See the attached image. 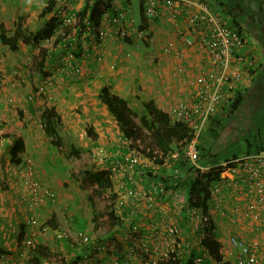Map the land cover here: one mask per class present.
<instances>
[{
  "label": "crops",
  "instance_id": "1",
  "mask_svg": "<svg viewBox=\"0 0 264 264\" xmlns=\"http://www.w3.org/2000/svg\"><path fill=\"white\" fill-rule=\"evenodd\" d=\"M46 1L0 0V21L5 18L8 19L13 8L17 11V16L26 15L28 17L30 27L34 25L37 28L39 25L38 14ZM209 2H217L213 4L215 10L219 11L222 8L219 7L220 0H209ZM36 7L40 9L38 14L33 12ZM130 12L139 27V7L138 16L131 9ZM144 21L142 22L143 25ZM145 29L148 35L145 40L133 35L127 41L124 39L120 42H112L109 37L103 39L99 46L84 57L85 61L81 63V77L79 79H71L74 82H63L51 88L50 91L53 94V104L51 106H54L60 115V124L66 125L65 130L76 136L75 131L79 123L77 119L79 118L83 122V131L86 137V143H84L86 146L83 145L84 147L96 150L100 145V151H102L101 148L103 147L101 145L103 144V149L110 151L111 156H117L118 154L115 155V152L119 148L122 152L127 150L121 147L117 139L121 131L118 130L116 121L97 97L101 85L106 84L110 90L118 95L126 96L128 101L137 108L141 106L142 101L152 99L156 106L162 110H168L170 105L193 90L195 76L204 68V53L195 45L188 44L187 40L191 39L192 35L187 31L186 20L179 16L172 18L170 11L162 6L159 8L158 16L154 20L146 22ZM166 40H174L177 49L182 52L181 57L175 58L162 52V46ZM11 52L13 51L10 50ZM127 53L129 55H126ZM5 54L13 57L8 52H5ZM96 55L101 56L99 61L95 59ZM14 62L15 60L8 61L7 68L11 67L9 65L14 64ZM248 76L245 75V77ZM252 78H248L246 86L252 85L254 79ZM30 88L25 86V95ZM4 90H6L5 96L11 97L14 94L15 98L18 97V88L14 82L6 85ZM19 95L22 96L21 92ZM77 99L80 100L79 103L73 105L72 102L77 101ZM135 100H138V102H135ZM4 103L1 98L0 107H6ZM25 107L26 105L16 110L15 118L17 125L19 124L18 127L14 126V122H0V125H2L0 129L5 126H13L12 134L8 138L0 137V264H30L29 260L35 261L33 264H116V262L122 261L120 252L125 247L126 240H116V244L120 247L119 253H115L116 257H111L112 252L107 256L99 253L95 245L82 243L76 237V233L81 230L88 233L94 243L101 242L104 241V225H107L113 231L115 237L116 234L121 232L120 236L124 238V229L128 227V224L121 219H128V217L119 218L120 214L115 209L116 212L114 213L118 218L117 221L120 220V223H122L120 226L118 224L112 226L99 217H96L98 227L94 226V215L102 212L105 206L104 204L99 206L100 201L95 198V195L99 196L100 193L93 188L95 192V195H93L90 190H85L88 186L80 188L70 175L71 167H54V164L58 162L55 157L56 153L51 148L49 154L45 155L46 148L39 146L41 140H39L38 131H34L33 126L30 125V127L27 124ZM18 111L22 115H19ZM73 114H78V116ZM86 126L91 127V136L87 135ZM14 133H19L24 142V152L20 154L18 163L10 159L8 152L14 140ZM118 137L121 139L120 136ZM30 138L36 144L34 150L38 152L37 157L34 150L32 153L27 148L26 140L29 141ZM49 148L47 147V149ZM27 158H31V160L33 158L32 162L35 165L34 168L37 167L38 176L54 191L57 205L51 204L53 200L50 199H45L35 207L26 205L23 190L18 182L20 179L18 169L26 164ZM104 161H106L104 162L105 167L111 169L113 164L108 160L104 159ZM66 169L69 170L67 174ZM19 172L21 173L22 170H19ZM139 178H142L141 184L143 186L155 182V179L152 180L141 172ZM172 188L175 190L168 197V206L165 212H158L156 205L147 207L141 203L137 205V215H139L141 221L140 232L148 234L146 242L149 243L150 248L159 247L162 243L161 239L164 238L161 231L162 222L173 221L178 225L179 230L176 238L177 242H181L182 245L188 242L190 247L203 248L197 240L196 222L189 218L186 210H184L185 207L179 209L181 202L187 206L189 205L185 195L186 189L181 187ZM109 197L112 198L111 194ZM115 201L114 197V201L110 202L113 207ZM235 201H244V199L226 195L225 207H229ZM116 203H118V200ZM129 205L130 203H127L128 207ZM128 207L124 210L127 211ZM205 207L202 208L207 209V203ZM57 208L60 209L57 210ZM209 214V224L214 229L213 235L220 242V253L228 264H234V250L227 245V238L230 234H235L246 243L253 245L259 256L258 264H264V225L260 221L254 222L239 218L236 223H232L229 213L222 215L210 210ZM29 217H35L36 223L33 225L25 224V220ZM261 221H264V213ZM43 222L53 228L47 225L49 228L43 231L40 225ZM89 222L91 225L93 224L94 231H92ZM152 224L158 226L160 231L158 230L155 233L152 230ZM55 228L68 230L71 238H67V240L57 239L54 236ZM30 238L34 240L33 246L27 247L22 244V241ZM135 243H138V238H135ZM114 246L117 248L116 245ZM78 257L79 260H77ZM139 258L140 256L134 259L131 264H139Z\"/></svg>",
  "mask_w": 264,
  "mask_h": 264
},
{
  "label": "built area",
  "instance_id": "2",
  "mask_svg": "<svg viewBox=\"0 0 264 264\" xmlns=\"http://www.w3.org/2000/svg\"><path fill=\"white\" fill-rule=\"evenodd\" d=\"M94 1L97 0H52L50 13L46 15V20L49 18L54 20V29L56 34L60 33L62 40V43L54 49L55 56L50 59H59L58 71L70 79L81 77V59H84L95 47L99 46L103 39L109 37L112 42H120L132 35L142 38L147 34L145 28L139 29L136 25L130 8L127 3L124 4L126 0H108V8L101 15L100 23L95 26V31H92L93 27L88 17L82 26L79 11L85 6L90 9ZM87 2L88 5H86ZM142 5V14L148 22L158 16L159 8L162 6L170 11L172 18L179 16L186 20L187 31L192 35V38L187 42L203 51L204 68L195 76L193 90L170 105L167 110L171 119H179L188 127L189 136L184 138L181 149L165 154L158 149H153L151 155L148 156L138 148H126L127 150L115 160L114 166L122 167L125 180L119 181L118 188L111 191L113 194H117L115 200H118V203L115 201L113 208L114 212L117 211L120 214L119 218L128 217V219H121L128 224V227L124 229L126 239H123L127 243L120 252L123 262L118 261L116 264H131L139 256V264H156L157 260L170 255L177 256L184 249L189 248L188 242L182 245L181 242L176 241L179 230L178 225L173 221L162 222L161 231L164 238L161 239L162 243L159 247L150 248L149 243L146 242L148 234L140 232L141 221L137 215V205L139 203L145 207L156 205L158 212H165L168 206V197L174 193L175 189L165 187L160 182L162 174L160 168L166 164L169 158L176 159L180 156L186 158L194 167L192 176L205 171L219 172L216 179L210 180L207 184L210 195L207 209L199 206H187L182 202L179 204V209L185 207L184 210L189 218L196 222L199 242L206 235L210 210L222 215L229 213L232 223L243 218L248 221H260L264 225V221H261L264 213V150L230 156L214 164L202 165L198 162L197 139L201 131L217 108L229 96L233 95L232 90L237 89L247 69L253 66L254 60L249 58V53L241 50L244 44L241 36L234 28L226 24L218 10L204 1L143 0ZM54 37L55 35H53ZM51 38L50 36L48 39L51 40ZM47 41L49 40L46 39ZM66 42H69V46L66 45ZM76 45L81 47L79 56L75 54V51H72ZM162 52L175 58L182 55L174 40H166L162 46ZM95 59L99 61L101 56L96 55ZM244 68H246L245 72ZM120 141H123V137ZM129 142L126 140V145ZM157 159H161L162 162L158 164ZM138 172L146 176L152 173L158 177L154 178L155 182L143 186L134 181V176ZM177 176L178 173L174 170L172 178ZM22 183L28 191L30 204H37L43 199L55 200L52 191L37 179L33 169L30 168L24 172ZM129 183L132 184V187L130 186L131 189L128 190V197L131 196L128 207L122 200L124 198L122 196ZM226 195L241 197L244 201H235L229 207H225ZM127 207L128 210L125 211L124 209ZM131 218L134 219L131 220ZM27 223L33 225L36 220L29 218ZM40 225L43 231L49 228L45 223ZM152 228L155 233L160 231V228L158 229L155 224H152ZM54 236L59 240H67L71 237L68 230L64 228H55ZM76 237L84 244H93L90 236L81 230L76 233ZM135 238H138V243L134 242ZM24 243L27 247L33 246L31 239L24 240ZM93 245L96 246L99 253L107 256L110 252H112L111 257H116L115 253H119V249L114 245L115 249L110 248L105 240ZM227 245L234 250V264H258L259 256L254 246L246 243L242 238L230 234L227 238ZM206 262L208 264H225L226 261L224 259L214 260L205 248H200L193 258V264H206Z\"/></svg>",
  "mask_w": 264,
  "mask_h": 264
},
{
  "label": "trees",
  "instance_id": "3",
  "mask_svg": "<svg viewBox=\"0 0 264 264\" xmlns=\"http://www.w3.org/2000/svg\"><path fill=\"white\" fill-rule=\"evenodd\" d=\"M203 1L207 2L206 0ZM220 1L219 7L222 8L219 10V12L221 17H223V20L228 26L234 28L241 36L244 43L243 47L241 48L243 51L244 47L249 46L246 39V29H249V23L253 22L254 18H260V16L255 13L257 11L252 10L248 11L247 13L248 21L250 22L240 20L238 18L239 15L235 13V11H242L243 7L241 8L240 4L237 3V0ZM257 1L259 5L264 4V0ZM126 3L129 7L127 0L124 4ZM142 4L143 0H139V29L143 27L145 28L147 22L142 14ZM258 4H256L255 9L258 7ZM86 5H88V2ZM51 6L52 0H47L46 4H44V6L41 8L38 14L39 25L37 28L30 27V23L26 15H18L12 25V28L9 22L0 23V43L2 45L8 47L12 51L17 50L20 43L34 45L35 51L33 55V68L26 66V70L29 75L35 71V73L39 76H50L47 66L51 61L50 58L55 56L54 49L62 43V40L60 39V33L56 34V30L54 29V20L52 18L46 20V15L50 13ZM106 8H108V0L94 1L90 9L85 6L81 11H79L81 25L83 26L84 20L88 17V20L93 27L92 31H95V26L100 23V17ZM143 21L145 22L144 25L142 24ZM9 31L10 33H8ZM53 35H55L54 38ZM50 36L53 39H48ZM147 36L148 35L146 34L142 38L145 40ZM128 38L129 37L125 38V40L127 41ZM46 39L49 41L46 42ZM42 41H44V43H42ZM66 45L69 46V42H66ZM72 51H75V54L79 56L81 47L76 45L74 48H72ZM248 55L249 58L254 61L252 63L253 66H250L247 69L245 75H249L251 79L252 77H255L254 73L257 71V69L263 65V60L260 58V60L256 62L252 52H250ZM240 85L241 83L238 85L237 89L232 90L233 95L229 96V98L224 102L222 101L223 104H221L219 106V110L215 112H219L218 114L223 115L222 112L226 110L228 113H230V116L238 109L239 104L246 96V92L249 94L250 89L252 88L251 84L241 88ZM97 97L104 105L107 112L116 121L119 128L118 130L121 131L119 136L121 138L123 137V141L119 140V143L121 144L122 148H137L140 144L144 143L146 138H149V144H146L147 146L144 150V154L150 156L152 150L155 149V147L165 154L176 149H181L184 138L189 136L187 129L188 127L185 125V123L179 119H171L169 112L167 110L158 108L152 99L142 101L141 107L138 109L128 101L126 96L118 95L116 92L110 90L109 86L106 84L100 86ZM262 111L264 112V110ZM18 112L20 113V111ZM263 112L260 111L259 115H257L256 127L258 130L256 135L254 134L247 136V150L242 155L264 150V134L262 133L264 124H261V120L264 117ZM19 115L22 114L20 113ZM39 118L41 120V127L43 131L50 136V143L55 147L56 151L63 155H70L74 158V162L70 169V175L76 181L78 186L80 188L91 186L97 192H99L100 195H106L105 191L110 190L111 183L109 174L111 170L108 169V167H105L104 159L106 160L108 158V161L113 160L112 162L114 164L117 156L112 157L110 155V151H108L109 153L106 155L109 156L105 158V154L99 153L96 150L84 146H71V148H69L67 151L64 148L63 142L57 130V127L61 122V117L57 113L55 107L51 105H44L39 112ZM216 121L217 119L214 118L212 114L203 130L210 129L212 124L216 123ZM85 130L88 136L92 135L91 127L86 126ZM12 131L13 126L2 127L0 129V137L8 138L10 134H12ZM124 140L130 141L129 144L126 145ZM197 151L199 163L202 158H207L209 160L211 154H209L210 152L204 153V148L201 144L200 137L197 139ZM8 152L10 159H12L13 162L18 163L20 161V154L24 152V142L19 133H14V140ZM157 162L159 164L162 162V160L157 159ZM200 164L206 165L209 164V162L206 160L205 163ZM193 169L194 167L190 165L188 160L182 156L176 159L169 158L166 164L160 168L162 171L160 182L165 187H181L186 189L185 195L187 196L188 204L190 206H202L203 208H206L205 205L210 199V195L207 190V184L210 180H215L219 172L205 171L196 173L195 176H192ZM174 170L177 171L178 176L172 178ZM147 177H150L153 180L154 178L157 179L158 176L150 173ZM111 196L114 197V194L111 193ZM96 217L104 219V221L109 222V224L112 226L116 224L120 226V224H122L120 223V220L117 221L118 218L115 215L112 203L110 202L105 205L102 212H98L96 215H94L93 223L97 228L98 226L96 225ZM213 231V226L208 224L206 235L200 241V244L208 251L214 260H222L223 256L219 250L221 244L214 237ZM177 237L178 236H176V238ZM198 252L199 249L196 246H191L188 249H184L183 252L177 256L172 257V255H170L161 260H157L156 264H193V258ZM79 259L80 258L78 257L77 260ZM29 263L33 264L35 261L29 260ZM206 264L208 263L206 262ZM225 264H228V262H225Z\"/></svg>",
  "mask_w": 264,
  "mask_h": 264
},
{
  "label": "rangeland",
  "instance_id": "4",
  "mask_svg": "<svg viewBox=\"0 0 264 264\" xmlns=\"http://www.w3.org/2000/svg\"><path fill=\"white\" fill-rule=\"evenodd\" d=\"M128 1H129V8L134 11L136 16H138L139 0H128ZM206 1L213 8H214L213 4L217 3V2L210 3L208 0H206ZM237 3L240 4L241 8L243 7L242 11H237V10L235 11V13H237L239 15L238 18L240 20L248 21L247 13H248V11H252V10L257 11L255 13L260 16V18H258V17L254 18L253 22L248 21V22H250L249 23L250 27H249V29H246L247 30L246 39H247L248 45L250 47L249 46L244 47L243 50L247 51V53L252 52L254 54V58H255L256 62L258 60H260V58H261L263 60V65L260 68H258L257 71L254 73L255 77H254V80L252 83V88L250 89L249 94L246 92V96L243 98V100L239 104L238 109L236 111H234V113H232L230 116H229L230 113H228V111H226V110H224L222 112L223 115L218 114L219 112H215L213 114V117L217 119L216 123H213L210 129L203 130L201 132L199 137L201 140V144L204 148V153L210 152L209 154H211V156L209 157V160L207 158H202L200 160V163H205V161L207 160L209 162V164H212V163H215L214 161H223L225 158H228L232 155L244 154L245 151L247 150L246 138L249 135H254V134L256 135V132L258 130L256 127L257 115H259L260 111L263 112L262 110H264V4L259 5L257 0H237ZM256 4H258V7L255 9ZM39 10L40 9L38 7H36V10H34L33 12H37V14H38ZM16 13H17V11L13 10V8H12V11L9 15V18L8 19L5 18V19L1 20L0 23L9 22L11 24L10 26L12 28V25L15 21L14 19L17 16ZM31 26L35 27L34 25H31ZM8 33H10V31ZM42 43H44V41H42ZM34 51H35L34 45L20 43L19 48L16 51H13L14 53L13 52L10 53V50L8 49V47H6L0 43V99L1 98L3 99V101L5 102L4 105L6 106V107L3 106L4 108L0 107V122L1 121H4L5 123H9V122L13 123L14 122V126L18 127L17 122H16L17 120L15 118L16 117L15 116L16 110H17V108L26 105V107L24 109H25V113H26V116L28 119L27 124L29 126L30 125L33 126L34 131H36V130L38 131L39 140H41V142H39V146H44L46 148L45 155L49 154V151L52 148L54 150V152L56 153L55 157L58 160V162L54 164L55 165L54 167H56V168H62V167L69 168L72 166V164L74 162V158L70 155H67V154L63 155V154L59 153V154H61V155H59L57 153L55 147L53 145H51V143H50V136L47 135L41 127V120L39 118V112L45 104H47V105L53 104V98H52L53 94L50 91L53 86H56L57 84L60 85L63 82H67V83L71 82L72 83V82H74V80H71L69 78L63 79V78H67V77H65L63 73L58 71L57 67L59 66L60 61L57 58L56 59L54 58V60H51L47 66V70L49 71L50 76H47V77L39 76L35 73V71L31 75H29L27 73L26 66H28L29 68H33ZM5 52H8L13 57L8 56L7 54H5ZM12 60H15V62H14V64L9 65L11 67L8 66L10 68L9 69V68H7V63H8V61H12ZM84 61H85V58L81 59L80 64L84 63ZM5 64H6V66H5ZM245 69L246 68H244V72H245ZM248 78L250 79L249 76L248 77H245V75L243 76V78L241 80L240 88L246 86V84L248 83ZM6 79L9 81H7ZM11 82H14L18 88V90H17L18 97L17 98H15L14 94H12L11 97L5 96V94H6V90H4L5 86L9 85ZM25 86H27L29 88L31 87L28 90L26 95L24 92ZM19 90H21V91H19ZM20 92H21L22 96L19 95ZM22 98H24V99H22ZM79 99H77V101L72 102V104L77 105L80 101ZM135 102H138V100H135ZM218 110H219V107L217 108L216 111H218ZM263 114H264V112H263ZM73 115L78 116V114H73ZM77 122H79V123L77 124L78 127H76L77 130L75 131L76 136L74 134L68 133L65 130L66 125L60 124L57 127L58 133L62 137V142H63L64 148L67 151L69 150V148H71V146H83V145L86 146L84 144V143H86V137H85V134L83 131L84 130L83 129V122L80 121L79 118L77 119ZM261 124H264V117L261 120ZM1 126L2 125H0V127ZM262 133L264 134V126H263ZM33 134L35 135L34 132H33ZM118 136H117V139L119 141L120 138ZM149 140H150L149 138H146L144 143L140 144L137 148L140 149L142 152H144V150L146 149V146L149 144ZM26 145H27V148L29 150H31L33 153V150L35 149L34 146H36V144L32 141V138H30L29 141L26 140ZM99 146H98V149H96V151L99 153L105 154L104 157L107 158L109 155H106V154H108L109 152L107 150L103 149L104 148L103 144L101 145L103 147V148H101L102 151H100ZM47 147H50V148L47 149ZM155 149H156V147H155ZM121 153H122V150H121V148H119V150L117 149V151L115 152V155L118 154L117 155V157H118ZM34 154L37 157L38 152L36 150H34ZM202 155H203V153H202ZM48 157H50V156H48ZM112 157H113V155H112ZM32 160H33V158H32ZM32 160H31V158L30 159L27 158L26 164L23 165V167L21 169H18V175L20 178L18 181L19 186L23 190L24 199L26 200V205L28 207H35V205L42 203V201H44L45 199H43L41 202H39L37 204H30L29 203L30 197H29L28 191H27L26 187L24 186V184L22 183V175L24 174V172L27 169H30V168L33 169L34 174L36 175L37 179L43 185L48 186L47 184H45L41 180V177L38 176L37 167L34 168L35 165H33ZM106 160H109V159L107 158ZM36 162H38V161H36ZM104 162H106V161H104ZM110 163L113 164V162H111V161H110ZM19 170H22V172L20 173ZM110 170H111L110 174H109L110 183H111L110 184V191H112V190H116L118 188V184L120 183L119 181L125 180L124 179L125 176H124V171H123L122 167H116L113 164L112 168ZM68 171L69 170H67V169L65 170L66 174ZM139 175H140V172L136 173L134 176L135 177L134 181L136 184H140L142 181V178H139ZM131 185L132 184H130V183L128 185H126V190L122 196V197H124V198H122V200H124V203L126 202V204L131 202V200H130L131 196L128 197V195H129L128 190L131 189V187H132ZM48 187L52 191V193L54 195V199H55L56 195H55L54 191L51 189L50 186H48ZM85 190H90V192L93 195H95L94 189L91 186H88L87 189H85ZM110 191L106 190L105 191L106 195H104V196L103 195H99V196L95 195V198L98 201H100V203H98L99 206H101V204L106 205V204H108V202L114 201V197L116 198L117 194L114 193V197H112L113 198L112 199L111 197H109V195L111 194ZM118 198H119V196H118ZM56 200H57V198L54 201H52V203L51 202L50 203L57 205ZM136 203H137V200H136ZM135 207H136V205H135ZM59 209L57 208V210H59ZM62 212H61V214H62ZM62 216H63V214H62ZM29 218H35V217H29ZM29 218H27L25 220V224H28L27 220ZM43 223L47 224L46 222H43ZM47 225L49 227H51L49 224H47ZM89 225L91 226L92 231H94L95 229L93 228V224L91 225V223L89 222ZM59 227H62V226H59ZM86 234H88V233H86ZM120 235H121V232H119V234H116V237H115V235L113 234V231H111L107 227V225H104V240H106L108 242V245H111L112 248L115 249V247L113 245H117V249H120L119 245L116 244V242H117L116 240L117 239H119V240L126 239V237L123 238ZM124 236H125V234H124ZM30 239L33 243L34 240L32 238H30ZM92 243L94 244L93 241H92ZM22 244L23 245L25 244L24 241H22Z\"/></svg>",
  "mask_w": 264,
  "mask_h": 264
}]
</instances>
